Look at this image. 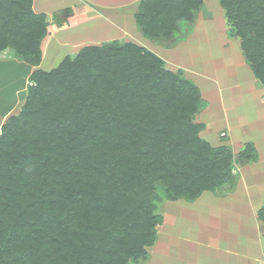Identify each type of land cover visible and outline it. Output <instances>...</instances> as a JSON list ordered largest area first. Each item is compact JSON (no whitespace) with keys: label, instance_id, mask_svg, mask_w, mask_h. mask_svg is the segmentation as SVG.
Instances as JSON below:
<instances>
[{"label":"trees","instance_id":"obj_1","mask_svg":"<svg viewBox=\"0 0 264 264\" xmlns=\"http://www.w3.org/2000/svg\"><path fill=\"white\" fill-rule=\"evenodd\" d=\"M219 3L264 90V0ZM31 6L0 0V57L33 68L19 112L0 125V264L137 261L155 238V189L194 200L231 181L233 156L200 139L195 85L145 48L86 44L40 70L47 22ZM201 8L202 0H140L136 27L162 43Z\"/></svg>","mask_w":264,"mask_h":264},{"label":"rangeland","instance_id":"obj_2","mask_svg":"<svg viewBox=\"0 0 264 264\" xmlns=\"http://www.w3.org/2000/svg\"><path fill=\"white\" fill-rule=\"evenodd\" d=\"M229 26L219 0H202L193 22L174 39L154 43L141 35L116 41L149 50L166 70L179 71L193 83L200 99L194 115V123L202 126L200 139L211 148L228 149L234 159L231 181L194 200H168L158 186V199L150 198L151 214L158 220L154 241L129 264H264V216L259 217L264 207V90ZM47 48L39 68L44 72L76 49L51 42ZM29 70L1 55L0 125L19 112L26 88L33 84ZM247 147L253 148L252 157L239 160Z\"/></svg>","mask_w":264,"mask_h":264},{"label":"crops","instance_id":"obj_3","mask_svg":"<svg viewBox=\"0 0 264 264\" xmlns=\"http://www.w3.org/2000/svg\"><path fill=\"white\" fill-rule=\"evenodd\" d=\"M139 1L32 0V11L43 14L47 22L46 42L38 68L47 56L49 42L73 49L86 44L141 39L134 13ZM29 69L31 73L33 68L29 66Z\"/></svg>","mask_w":264,"mask_h":264}]
</instances>
